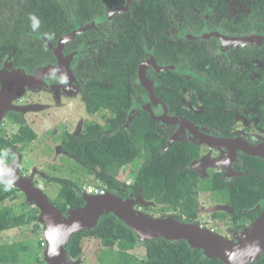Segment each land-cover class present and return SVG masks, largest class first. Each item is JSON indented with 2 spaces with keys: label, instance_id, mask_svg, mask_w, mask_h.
I'll use <instances>...</instances> for the list:
<instances>
[{
  "label": "trees",
  "instance_id": "16d2710c",
  "mask_svg": "<svg viewBox=\"0 0 264 264\" xmlns=\"http://www.w3.org/2000/svg\"><path fill=\"white\" fill-rule=\"evenodd\" d=\"M125 1L0 0V8H3L2 13L0 12V56L14 54L13 58L17 60L18 66L31 70L46 63V57L52 62L51 52L43 42L29 36L30 33L44 34L48 38L51 36L50 40L55 45L61 36L73 31L74 23L83 28L102 15L105 8L110 5L117 6ZM179 1L184 4L188 0H141L133 5L132 17L121 23L117 34L120 38L117 46L127 59L125 70L119 73L121 84L112 90L97 87L96 94L93 95L94 87L91 81H94L92 72L95 66L91 57L92 50L89 49L91 47L86 46V43L93 41L96 35L98 39L117 38L113 25L105 26L98 33L91 30L84 35H78L66 45L65 52L84 45L82 60L88 67H78L77 72L86 75V90L92 91L85 99L86 110L90 115L102 114L106 121L104 125L86 123L83 134L61 137V145L68 159L93 177L95 186H102L107 192L118 197L127 193L125 182L119 181L125 177L123 175L121 178L120 169L142 159L143 163L133 177L132 189L144 201L154 202V208L141 207L142 211L152 217H167L168 210H178L190 217L184 223H190L198 213V196L213 193L231 207L232 224L241 228V231H246L261 215L257 205L264 199L263 182L250 174L240 176L230 183L216 177L201 178L190 168L191 163L197 159V152L191 143L175 141L166 147L164 138H167V133L144 111L138 110L132 120L128 121V109L135 102L136 93L142 91L136 84L134 75L137 65L144 59L145 50H151L156 56L161 52L165 58H169L164 54H170L165 32L171 27L169 15L173 11L172 6L176 7ZM48 5L66 7L64 13H61L63 17L46 12ZM30 14L36 15L40 20V27L36 31L30 27ZM156 39H160L161 48L155 46ZM93 47L104 55L108 53L104 44L95 42ZM100 63L103 64L100 68L103 82H111L114 70L108 68L109 63L106 60ZM160 77L170 84L171 79L178 76L167 71ZM178 78L176 85L184 87L183 82L186 80ZM163 99L167 102L164 96ZM137 102L141 103L142 100L139 98ZM166 104L170 113L169 104ZM105 110L111 113L110 118L104 114ZM36 139L37 135L32 129L21 126L14 140L0 141V149L8 148L12 154L13 144L24 141L31 143ZM10 161L11 155L8 163ZM48 181L56 182L59 186L52 204L59 209L62 216H66L69 210L84 205L81 196L85 192L81 185L65 179ZM20 194L21 190L18 188L12 187L8 191H5L4 187L0 188V232L28 226L35 236L40 237L43 227L39 223V210L33 204L25 198L23 207H26V210L20 213L4 206L6 201L17 200ZM139 207L137 206V209ZM150 210L162 215L154 216L149 213ZM92 239L100 245L99 252L92 255L99 264H224L219 259L207 258L201 250L190 247L184 240L169 241L163 238L146 240L142 245L144 258L139 259L131 254L140 245L138 238L112 214L103 215L92 230L74 233L66 245L67 259L78 260L82 256L85 243ZM37 245L35 251L22 243L0 245V264H18L21 258L27 263L44 264L42 252L46 247L45 242L39 240ZM252 264H264V253Z\"/></svg>",
  "mask_w": 264,
  "mask_h": 264
},
{
  "label": "flooded vegetation",
  "instance_id": "af4514ba",
  "mask_svg": "<svg viewBox=\"0 0 264 264\" xmlns=\"http://www.w3.org/2000/svg\"><path fill=\"white\" fill-rule=\"evenodd\" d=\"M137 2L141 0H126L117 6L110 5L108 8H103V14L88 24L105 19L109 14H111L110 18L100 21L95 28L89 31L94 30L98 33L105 26L113 25L114 35L117 37L121 23L132 17L133 5ZM179 3L176 7L172 6L173 11L169 15L171 27L165 32L167 43L170 45V54H164L169 58H165L161 52L156 56L151 50H145L144 59L137 65L134 75H136V84L142 91L136 93L135 102L128 109V121H130V114L134 116L146 105L149 112H144L149 116L153 108H156L154 111L158 115L165 107L167 117L183 119L198 130L197 136L201 137L202 134L210 140H216V143L212 145L200 144L190 132L183 134L177 140L193 145L197 152V159L191 163L190 168L197 163L205 164L199 166L200 170L205 168L204 173L193 169L201 178L216 177L230 183L240 176L250 174L264 183V42H246L248 39L264 36V0H188L187 3L182 4L180 1ZM48 6L49 8L45 11L52 12L54 15L62 16L61 13H64L66 9L61 5ZM2 10L3 8H0V12ZM69 13H71L70 10ZM71 17L74 19L72 15ZM76 27L82 28L74 23L73 31ZM29 36L44 43L46 49L51 52L53 61H49V57H46V63L31 70L30 67L28 69L18 66L17 60L13 58L14 54L0 56V73H6V75H0V94L4 89L3 84L6 87L17 86L18 74L21 71L31 76L38 69L59 66V60L48 44L54 49L57 48L60 39L65 35L61 36L55 45L44 34L30 33ZM159 40L156 39L155 46L161 48L162 44ZM236 41L238 43L234 44L233 42ZM95 42L104 44L108 53L104 55L94 49L93 43ZM119 42L118 37L98 39L96 35L93 41L86 43V46L91 47L89 49L92 50L91 57L95 66L93 69L95 72H92L94 81H91L94 87L93 95L96 94L97 87L102 90H112L121 84L119 73L126 68L127 56L117 46ZM66 45L61 53L62 56L74 54L70 63L73 77L67 79L65 85L59 82L60 75L56 74V78H51L50 74H46L30 84H22L13 93H9L3 104L7 110L0 118V141L14 140L21 126L32 129L31 126L35 120L42 123L49 119L51 122L53 118H56L53 114L58 112L56 110L59 109L62 100H68L66 103L68 111H71L70 101H73L83 107L86 115L82 117V121L73 132L65 127L56 128L57 133L54 132V139L60 140V150L66 157L67 153L61 145V137L68 134H83L85 124L91 118L90 122L105 124L106 120L102 118V114L90 115L86 110L85 99L87 94L91 95L92 91L86 90V75L77 72L78 67L81 68L86 64L82 60L85 47L80 45L78 49L65 52ZM103 60L109 63L108 68L114 70L111 82H103L100 72L103 65L100 62ZM149 60L154 66L148 65L145 69V76L152 84L153 96L142 85L139 75L141 66ZM85 66L88 67V65ZM167 71L186 80L183 82L185 86L176 85L179 81L178 77H173L170 84L165 82L160 76ZM139 98L142 100L141 103L137 102ZM166 103L169 104L170 113ZM15 107H21L26 114L17 112ZM28 111L33 113H27ZM104 114L108 118L111 117V113L106 110ZM6 122L15 127L11 139L2 135V126ZM156 122L167 133L164 141L168 144L171 136L178 131V125L164 126L162 122ZM26 144L30 143L24 141L20 144H13L12 154L15 156V161L18 159L19 173L24 175V178L31 179L34 170L28 169L30 167L28 162L20 158ZM246 147L255 149L257 155L243 152L250 150ZM165 149L166 147L163 150ZM22 162H25V165L22 166ZM12 163V161L9 162V164ZM26 169L30 172H26ZM130 194L132 193L129 192L122 198H127ZM202 197L211 199L213 202L225 203L230 210L232 220L231 207L225 200L218 199L213 193L198 196L197 215L201 213L200 200ZM262 206H264V199L260 201L257 208L261 210ZM197 215L193 216L194 221L197 220ZM228 226L230 225H226L227 228ZM231 227L237 232L243 231L232 223Z\"/></svg>",
  "mask_w": 264,
  "mask_h": 264
},
{
  "label": "water",
  "instance_id": "95a60500",
  "mask_svg": "<svg viewBox=\"0 0 264 264\" xmlns=\"http://www.w3.org/2000/svg\"><path fill=\"white\" fill-rule=\"evenodd\" d=\"M110 16L111 14L100 21L106 20ZM100 21L88 24L84 28L76 27L74 31L60 39L58 47L55 49L48 44L59 60L58 67L41 68L31 76L21 71L18 74L17 86H13H16L15 88L10 85L6 87L3 84L4 89L0 94V118L7 110L3 106L5 100L8 98L7 95L13 93L22 84H30L38 77L51 74L53 71L57 75L66 74L67 79H71L73 75L70 63L74 54L62 56V49L77 35L95 28L96 24ZM246 42L261 43L264 42V36L251 38ZM233 43L237 44L238 41ZM148 65L154 66L152 61L149 60L141 66L139 75L142 85L153 96L152 84L145 76V69ZM0 75H6V73L1 72ZM141 110L149 112L147 105L142 107ZM150 116L153 120L162 122L164 126L178 125V131L170 139V143L179 140L183 134L188 132L196 137V141L200 144L212 145L216 143V140H210L202 134L201 137L197 136L199 133L198 130L187 121L176 117H167L165 107H163L160 114L156 115L150 112ZM132 118L133 114H130L129 120ZM249 149L243 152L250 155H257L255 149ZM10 165L15 169V175L17 177L13 188L20 189L27 201L39 210V223L43 227V241L46 245L42 252L44 264H70L67 259L66 245L73 234L79 231L92 230L99 219L105 214H112L116 219L120 220L135 233L141 244L146 240L156 238H163L169 241L184 240L190 247L201 250L207 258L219 259L224 264H252L264 253V206L261 207V215L252 223L248 230L241 232V237L238 241L225 240L211 230L202 229L197 223L180 222L173 216L152 217L150 214L142 211L141 207L149 206L154 208V202H146L133 194H130L127 198H122L110 192L104 195H88L84 193L81 196L84 200V205L76 209H71L66 213V216H62L59 209L49 201L42 189L34 185L32 179L22 177L19 173L18 159ZM137 206H140L139 209H137ZM73 222H78L79 227L76 229L69 227L73 225ZM51 228H58L59 230L51 231L49 230ZM46 232L47 237H45ZM57 244L59 245L57 249L58 254L53 255L50 251V245Z\"/></svg>",
  "mask_w": 264,
  "mask_h": 264
},
{
  "label": "rangeland",
  "instance_id": "374dc122",
  "mask_svg": "<svg viewBox=\"0 0 264 264\" xmlns=\"http://www.w3.org/2000/svg\"><path fill=\"white\" fill-rule=\"evenodd\" d=\"M68 100H62L61 105L59 107L58 112L53 114L54 117L50 122L49 119L40 123L36 121L33 123L32 129L37 135V139L30 143L26 144L21 153V159L28 162L30 167L28 169H33L34 172L32 173L31 179L35 186L39 185L42 189L43 193L47 196L49 201L54 203L57 191L59 189L58 184L56 182L46 181L48 179H65L71 180L72 182L78 183L81 185L82 189L88 188L89 186H93L96 184V181L93 180V177L84 172L80 167H78L72 160L68 159L66 155L60 150L59 141L58 139H54V132L57 133L56 128L65 127L70 132H73L75 128L80 124L82 121V117H86L84 109L82 106L75 104L73 101H70V108L71 111L67 110V103ZM17 112H24L21 107L14 108ZM50 110V109H49ZM156 108L151 110L155 113ZM27 113H33L32 111H28ZM92 120L88 119L87 121L90 122ZM31 119L29 120V122ZM94 121V120H93ZM31 125V124H30ZM15 129L14 126L9 124L8 122L4 123L2 126V135L4 137L11 139L13 135V130ZM175 134V133H174ZM173 134V135H174ZM171 136V138L173 137ZM170 138V139H171ZM170 139L168 140V144L166 147L169 146ZM167 143V141H166ZM25 162H22V166L25 165ZM143 160L138 159L130 166L121 168V178L123 175L125 176L123 180H119L120 182H125L127 186V195L129 192L134 194L137 198L139 197L136 193L133 192L132 185H133V177L137 173L139 167L142 165ZM201 165H205L202 162L194 164L191 168L197 169L198 172L204 173L205 168L200 170ZM27 170V169H26ZM30 172V171H26ZM123 173V174H122ZM24 176V175H23ZM22 176V177H23ZM37 183V184H36ZM3 185H0L2 188ZM125 191V192H126ZM25 201V196L22 193L19 195V198L15 201H6L4 206L11 207L14 212L20 213L22 210H26V207H23ZM201 206V213L197 215V220L194 221V218L191 224L197 223L202 229L211 230L220 237L225 240L230 241H238L241 237V232L235 231L231 227L232 220L230 219V210L225 203L221 202H213L211 199H204V197L200 200ZM149 213H153L152 210ZM167 216H173L180 222H184L185 220L189 219L190 217L185 216L178 210H168ZM154 216H161L162 213H153ZM219 215V216H217ZM228 228L226 227V225ZM43 241V231L39 236H35L31 232V227H24L20 229L11 230L9 232L1 233L0 232V245L2 244H16L22 243L24 245H28L31 250H37L38 248V241ZM100 245L98 242H95L93 239L88 240L84 247L82 256L75 261L69 260L70 264H99L94 258L92 257L93 254L98 253L100 250ZM134 256L138 257L139 259L144 258V249L142 248V244L136 247L135 250L131 252ZM18 264H34V263H27L21 258Z\"/></svg>",
  "mask_w": 264,
  "mask_h": 264
},
{
  "label": "clouds",
  "instance_id": "9594fccd",
  "mask_svg": "<svg viewBox=\"0 0 264 264\" xmlns=\"http://www.w3.org/2000/svg\"><path fill=\"white\" fill-rule=\"evenodd\" d=\"M29 21H30V27L33 31H36L39 29L40 27V20L39 18L34 15V14H30L28 17ZM52 37L49 36V39H51ZM51 78H56V73L55 71L51 72L50 74ZM59 82L61 84H67V76L66 74H62L58 77ZM11 155V160L13 163H15V156L14 154H11V150L8 148H4V149H0V185H3L4 190L8 191L10 190L16 180V175H15V169L8 163L9 158ZM72 229H76L79 227L78 222H73V225L69 226ZM51 231H57L59 230L58 228H51L49 229ZM45 237H47V232L45 233ZM59 245H50V251L51 254L53 255H57L58 254V249Z\"/></svg>",
  "mask_w": 264,
  "mask_h": 264
},
{
  "label": "built area",
  "instance_id": "2783aa9c",
  "mask_svg": "<svg viewBox=\"0 0 264 264\" xmlns=\"http://www.w3.org/2000/svg\"><path fill=\"white\" fill-rule=\"evenodd\" d=\"M84 192L88 195H104L107 193L106 188H103L102 186H89L88 188L84 189Z\"/></svg>",
  "mask_w": 264,
  "mask_h": 264
}]
</instances>
